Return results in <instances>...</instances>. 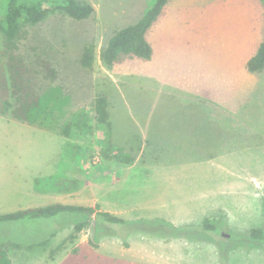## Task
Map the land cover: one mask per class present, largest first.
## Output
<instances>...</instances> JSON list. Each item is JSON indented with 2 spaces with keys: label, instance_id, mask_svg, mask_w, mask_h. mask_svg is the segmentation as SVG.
<instances>
[{
  "label": "rangeland",
  "instance_id": "obj_1",
  "mask_svg": "<svg viewBox=\"0 0 264 264\" xmlns=\"http://www.w3.org/2000/svg\"><path fill=\"white\" fill-rule=\"evenodd\" d=\"M78 1L93 7L90 18L74 21L51 7L43 21L22 28L12 60L0 33V213L98 204L126 223L100 228L88 214H67L48 225L0 223V243L12 263L264 264V240L248 235L264 228V172L236 169L234 150L196 164L170 140L165 147L179 155L162 159L177 165L161 166L162 151L151 142L156 123L165 122L166 131L175 125V134L186 136L189 124L207 126L223 113L239 127L243 123L227 134L264 136L257 113L264 116V105L253 108L264 73L245 69L262 38L259 0H169L147 34L152 59H123L111 68L98 59L100 48L154 0ZM5 3L0 0V19ZM89 43L96 58L85 69L79 59ZM12 93H28L41 108L50 107L59 126L84 111L92 130L73 131L64 145L50 137L61 136L57 131L14 123L4 111L7 100L17 105ZM260 93L263 98L264 85ZM100 95L107 100L109 128L96 120L94 100ZM205 100L216 107H203ZM223 103L228 111L220 108ZM254 140L243 154L254 153L263 164L264 140ZM118 155L131 156L133 163L124 165ZM65 179L76 187L52 188L58 182L69 188ZM46 184L52 189L44 191ZM204 220L214 225L212 231L200 229ZM78 222L89 224L76 233ZM38 233L44 238L34 242Z\"/></svg>",
  "mask_w": 264,
  "mask_h": 264
},
{
  "label": "trees",
  "instance_id": "obj_2",
  "mask_svg": "<svg viewBox=\"0 0 264 264\" xmlns=\"http://www.w3.org/2000/svg\"><path fill=\"white\" fill-rule=\"evenodd\" d=\"M168 1L154 0L135 23L113 33L106 44L99 50L98 59L100 62L105 67L111 68L123 59L150 61L153 56V49L147 39V34L157 19L162 15L163 9ZM259 2L262 6V38L254 55L246 61L245 69L250 73L260 72L264 69V0H259ZM51 7L55 10L62 11L68 18L74 21L90 18L94 12L90 4L78 0H6L3 18L0 19V33L4 40L5 52L9 54L10 60L13 59L12 52L17 49L16 43L22 28L28 25L33 26L43 21L52 10ZM95 58V46L89 43L83 47L79 64L82 68L91 69ZM11 68L13 69L14 66L11 65ZM11 86L15 91H21L22 86L17 84L15 78H12ZM12 97H14L17 105L14 106L7 100L4 103V111H10L11 117L19 122L36 128L57 131L64 137L71 136L75 130L86 133L92 130L88 115L84 111L77 113L75 115L76 118L72 121L59 126L58 120L52 113L50 107L41 108L37 99H31L28 93H24V95H15V93H12ZM94 110L97 122L109 128L107 100L104 96L100 95L95 98ZM117 158L124 165H130L134 159L131 156L123 157L120 155ZM64 181L70 182L69 188L64 187L67 191L76 187L75 180L69 181L65 179ZM58 184L61 186L60 182ZM67 214H88L93 216L94 223L100 228L108 229L109 226H124L126 223L124 219L101 210L97 204L94 206H78L60 203L0 213V223H17L18 225L22 224L25 226V223L39 221L46 223L40 225H48L55 223L56 219H60ZM88 224V222H78L74 226V231L76 233L80 232ZM200 229L212 231L214 225L210 221L204 220ZM51 232L52 230L50 229ZM248 235L252 240H264V230L260 228L251 229ZM121 237L124 236L122 235ZM43 238L44 234L38 233V237L34 242H39ZM0 264H13L5 243H0Z\"/></svg>",
  "mask_w": 264,
  "mask_h": 264
},
{
  "label": "crops",
  "instance_id": "obj_3",
  "mask_svg": "<svg viewBox=\"0 0 264 264\" xmlns=\"http://www.w3.org/2000/svg\"><path fill=\"white\" fill-rule=\"evenodd\" d=\"M261 72L264 73V69L260 72H254V73H261ZM261 84L264 85V78H263V82L258 84V89H259L258 90L259 92H257V94H258V96H257L258 100L257 101L258 102H256V104H255L256 106H253L254 109H256V107L262 108L261 105H264V97L260 98V95L262 94V93H260V90L262 89ZM202 95H203V97H208V99H210L209 94L205 95V93L202 92ZM205 103L206 104H203L202 106L205 108H208L209 110L211 109L212 106H215V102H211V100H205ZM221 105L222 106L220 108H224L225 111H228L227 110L228 107H226L224 105V103ZM240 107H241V105H240ZM240 110H242V107L240 108ZM230 111H232V110L230 109ZM242 113H243V111H242ZM257 113H258V115L263 117L262 121H264V116L259 112V110L257 111ZM209 114H210V112H209ZM241 119L242 118L240 117V120ZM13 120H14V123L22 124V122H19L15 119H13ZM210 122L213 124L209 125V123H207L208 124L207 126H206V124H203V123L189 124L190 126H188V128H187L186 136H179L178 134H175L174 130H172L173 128H175V125H171V127H169L167 129V131L169 130L168 131L170 133L169 134L166 131V129H164L165 122H160V123L154 124L155 137H151V142L154 144L155 148L158 151H162V155L160 156L161 158H158V163H160L161 166H165V167H169V166L173 167V166L177 165V164H173L174 163L173 160L165 163V162H163V159H162V157H167L166 155H168V156H171V155L172 156H178L179 155V152L175 154V153H173L172 150L170 151V149L165 147V140H170V141L176 143L175 148L180 144L183 147H185L186 151L183 154L186 155V157L188 156L190 158H194L196 160V162H194V163H196V164L201 162V161H197V160H199V158L210 157V156H212V154L221 155L220 151H222V150H234V152L230 153V155H234L233 157H235L234 167H236V169L241 170V171H245V172H254V173L264 172V163L259 164L257 162V160H255V158H257L256 154H254V153L243 154V152L246 151V149H243V148L250 146L248 144L249 141H255L254 139H256V138H259V140H264V136H243L242 133H241V135H238V134L229 135V134H227L228 133L227 130L234 129V130H236V133H237V131L239 130L240 127H241V129H243V123L241 121L240 127H239L238 121L235 122V121H232L231 119H228L226 117L225 113H223L222 115H219V114L216 115L215 118L213 117V119L212 118L210 119ZM25 124H23V125H25ZM25 126H27V124ZM28 126H30V125H28ZM31 127H33V126H31ZM34 128H36V127H34ZM38 130H40V129H38ZM43 130L50 131L48 129H43ZM229 132H231V131H229ZM146 136H148V135L146 134ZM50 137H54V138L58 139L59 141H62L64 145L66 144V137H64V136H50ZM147 138L149 139V137H146L144 139L142 138V141L143 142H144V140L147 141ZM148 145L153 146L152 144H148ZM253 145L256 146L255 144H253ZM251 147L249 149H257V148H251ZM259 148L264 149V146L259 147ZM238 149H240V150H238ZM65 151H66V148H65ZM224 153H226V152H224ZM196 164H194V165H196ZM194 165H191V166H194ZM251 178L255 179V180H259V178H256V177L254 178V176H251ZM51 186L53 189H57L59 192L67 191L64 187L60 186L58 183L51 184ZM255 186H257V185L255 184ZM49 188H51V187L47 186V184H46L44 187V191H46ZM34 189H36L35 186L33 187V190ZM54 204H56V203H54ZM28 208H31V207H28ZM20 209H27V208H20ZM260 229L264 230L263 227H261Z\"/></svg>",
  "mask_w": 264,
  "mask_h": 264
}]
</instances>
